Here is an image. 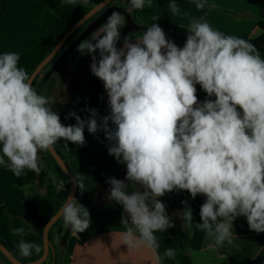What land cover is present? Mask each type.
Returning <instances> with one entry per match:
<instances>
[{"label": "clouds", "instance_id": "obj_1", "mask_svg": "<svg viewBox=\"0 0 264 264\" xmlns=\"http://www.w3.org/2000/svg\"><path fill=\"white\" fill-rule=\"evenodd\" d=\"M62 3L82 6L89 0ZM129 4V11L142 10L146 0ZM195 6L215 7L208 0H195ZM169 9L180 12L174 0ZM124 26L125 17L114 11L98 39H84L77 46L81 55L92 56L91 73L107 92L110 113L99 121L97 110L89 108L86 120L69 112L65 119L73 117L76 124L66 126L53 110L55 99L38 93L32 77L18 66L20 55H0V165L16 177L25 170L39 176L40 152L61 140L65 147L69 142L83 146L85 128L91 134L103 131L108 154L126 164L125 180L110 177L107 182L108 199L127 214L121 216L126 229L121 240L129 250L146 246L156 253L160 248L155 233L174 224L158 198L173 191L206 197L195 227L206 234L210 251L234 244L233 221L238 217H246L250 230L264 232V59L255 45L213 29L201 17L186 27L182 48L157 23L135 42L125 37L118 48ZM197 84L215 99L200 102ZM71 183L81 193L86 190L84 175L73 176ZM64 190L61 180L57 191ZM59 215L77 239L90 227L88 208L74 196L67 197ZM179 215L190 237L191 207ZM10 231L18 237L27 234L24 227ZM16 246L24 258L42 252L40 244L23 239ZM165 258L175 260L176 250L166 248L163 256L156 255L159 264Z\"/></svg>", "mask_w": 264, "mask_h": 264}, {"label": "crops", "instance_id": "obj_2", "mask_svg": "<svg viewBox=\"0 0 264 264\" xmlns=\"http://www.w3.org/2000/svg\"><path fill=\"white\" fill-rule=\"evenodd\" d=\"M172 2L173 0H151L149 4L146 0L145 8L136 10L134 15L141 26L148 27L157 23L166 37L180 48L184 46L185 39L173 33V27L187 29L193 18L203 17L213 29L247 41L262 33L257 22L264 20V0H208V4H214L215 7H205L203 10L196 8L195 0H174L180 8L177 14L171 13L169 9ZM49 11L36 0H0V34L5 33L0 42V55L6 52L19 54L22 49L29 47L39 25L35 22V14L44 12L45 22L49 21L45 25H51L56 16ZM155 16L159 18L154 21ZM144 31L136 32L129 39L135 42ZM122 46L123 41L117 47ZM259 53L264 59V55ZM102 89L103 103L101 114L97 116L98 121L110 113L103 82ZM84 135L83 146L69 142L68 147H65V141L64 156L74 176L84 175L86 190L81 193L78 188L75 198L88 208L91 224L85 232L78 234L80 243L74 246L69 257L67 255L66 264H159L156 255H160V249L156 253L146 246L129 250L122 244L121 233L126 229L121 224L122 215L113 209L115 201L108 199L111 186L107 181L110 177L125 180L126 164L118 163L115 157L108 154L109 141L103 131L91 134L85 128ZM39 164L45 171V177H36L33 184L27 183L25 174L16 177L10 169L0 165V201L10 218L26 223L33 233L44 230L45 224L54 215L55 202L45 196L48 180L53 181L56 190L61 180L64 181L65 188L67 185L66 180L51 164L41 159ZM33 192L37 194L33 195ZM182 194L187 204H183L178 213L186 206L193 211V228L189 240L193 264H264V232L250 230L246 217L243 216L233 221V245L225 244L216 251L208 250L206 234L195 227L196 223L201 222L199 210L206 197L197 195L192 198L186 190ZM174 221L178 227L183 228L180 216L174 218ZM63 229L67 232L65 226ZM60 233L62 231L57 232V236Z\"/></svg>", "mask_w": 264, "mask_h": 264}, {"label": "trees", "instance_id": "obj_3", "mask_svg": "<svg viewBox=\"0 0 264 264\" xmlns=\"http://www.w3.org/2000/svg\"><path fill=\"white\" fill-rule=\"evenodd\" d=\"M36 1H39L43 5V7L52 11L56 16V18L54 19V22L51 25L39 24L35 36L33 37L30 43V46L22 49L19 52L20 60L18 62V66L24 68L29 73L30 76L36 70L40 62L47 57V55L55 47V45L62 38V36L69 30V28L72 27L76 22H78L83 16H85L88 13V11L91 8H93L96 4H98L101 0H89L92 3L91 7H87V5H82V6L66 5L62 3V0H36ZM134 12L135 10L133 11L132 17H134L133 19L139 24V22L135 19ZM93 18L94 16L88 19L84 24H82L75 32H73L69 36L68 40L64 43V45L59 49L57 54L54 56V59L59 58V56L65 51L67 46L78 37V35L84 30V28ZM34 19L35 21L40 22L41 15L35 14ZM257 24L258 27L262 30V33L258 37L251 39L250 42L253 43L256 49L264 55V20H259ZM142 30L146 31L147 27L141 26L140 31ZM173 31L177 33L176 35L180 36L182 39H185L186 42L187 35L189 34L187 29H181L175 26L173 27ZM132 35L133 34H127L125 37L131 38ZM4 37H5V33H1L0 42H2ZM124 39L125 38H122L121 42L124 41ZM67 64H68V58L66 57L59 65V73L61 75L64 73ZM39 76L40 75L38 74L32 83L34 88L39 86L37 82ZM50 79L49 81L51 83L52 79L51 80ZM46 81L47 79H45V74H43L42 83H45ZM50 85L51 84H49V87L51 88L52 86ZM196 88H197L196 94L200 102H203L206 99H213V100L215 99V97L209 98L207 94L201 89L200 85L197 84ZM70 89L72 93V98L64 103H59L57 105V113L59 114L61 122L63 124H65L66 126L76 124V120L73 117H68L67 119H65V117L68 116L69 112H75L76 110L78 112L77 115H79L81 119L90 116V113L86 111V109L89 108L96 109L98 115L101 114V108L103 103L102 81L96 76H94L91 73V70L89 71V75L87 79L75 77L71 82ZM64 143L65 141L63 140L58 141L53 146V148L66 162L64 156ZM45 152L51 161V165L59 174L62 175V177L67 182L65 190L62 192H57L55 185L51 179H49L47 182L45 196L50 197L54 200L55 202L54 214H56L59 211L61 205L65 202V200L68 197L69 191L71 189V180L68 176L65 175L62 169L57 165L56 161L53 159L49 150ZM25 171H26L25 174L26 181L29 184H33L36 177L39 178L45 177V171L43 169L39 176H37L34 172H30L27 170ZM182 191L183 190L173 191L171 193L165 194L172 196L171 202L164 205L166 207V212L168 216H170V214L172 213L171 220L172 223L174 224V227H171L164 232H157L155 233V235L158 237L160 242V248H159L160 256H163V252L166 248H174L176 250V258L175 260L165 258L163 264H193L192 258L189 253L190 237L187 234L189 230L178 227V225L174 221L175 216L173 215V213H176V211L182 209L183 206L182 201H184ZM36 194L37 192H33V195ZM76 195L77 193L75 194V196ZM113 209L120 215H123L122 205L115 202L113 204ZM59 220L49 230L50 242L54 249L56 247L54 244L55 229L59 225L58 224ZM15 227H24L27 231V234L23 237L12 235L10 229ZM66 234H67L66 250L69 257L72 253L74 246L76 244H79L80 240L77 239L76 237L71 236V231L69 232L67 231ZM21 239L27 242H35L40 244L42 246V252L39 255L33 252L32 256L30 257L27 258L22 257L19 254L18 248L16 246L18 241ZM0 241L4 244V246L7 248V250L11 253V255L14 258H16L17 260L23 263L37 260L42 256L44 252L43 230L38 233H33L30 231V228L26 223L22 222L19 219L10 218L7 215L1 201H0ZM0 255L10 264H12L1 252ZM58 261L59 259L55 255L53 264H58ZM43 264H48L47 260Z\"/></svg>", "mask_w": 264, "mask_h": 264}, {"label": "water", "instance_id": "obj_4", "mask_svg": "<svg viewBox=\"0 0 264 264\" xmlns=\"http://www.w3.org/2000/svg\"><path fill=\"white\" fill-rule=\"evenodd\" d=\"M114 0H101L98 4H96L93 8H91L88 13L83 16L78 22H76L72 27L69 28V30L62 36V38L58 41V43L55 45V47L51 50V52L47 55L46 58H44L40 64L37 66L36 70L32 73V83L35 79V77L40 74L44 67L51 62V60L54 58V56L57 54L59 49L64 45V43L67 41L69 36L75 32L82 24H84L88 19H90L92 16H94L97 12H99L102 8L109 5ZM120 12L125 17V32L128 33H135L141 29V25L138 24L132 17V15L126 11L123 8H119L116 5L109 6L98 18L94 19L93 21L89 22L87 26L84 28V30L78 35V37L69 44V46L65 49V51L60 55V57L56 60L54 63V66L50 68V70L45 74V79H48L51 74L59 68L60 63L68 57L73 51L77 48L79 43L86 39L90 34H92L94 31L99 29L107 20V18L112 14V12ZM50 154L52 155L53 159L56 161L57 165L62 169V171L65 173L66 176L72 179L74 174L69 169L67 163L65 160L62 159V157L55 151V149L52 147L49 149ZM139 187V186H137ZM78 187H74V185L71 183V189L69 191V195L74 196L77 193ZM141 191L143 189H140ZM164 204H168L171 202L172 196L171 195H164L163 197H159ZM66 201V200H65ZM123 215L127 216L126 213L123 212ZM61 218L59 215V211L54 214L49 221L45 224L44 230H43V246H44V252L40 258L37 260L23 263L14 258L11 253L7 250V248L4 246V244L0 241V252L12 263V264H43L49 257V252L53 248L50 238H49V230L51 227ZM67 231H71L70 228L67 229Z\"/></svg>", "mask_w": 264, "mask_h": 264}, {"label": "rangeland", "instance_id": "obj_5", "mask_svg": "<svg viewBox=\"0 0 264 264\" xmlns=\"http://www.w3.org/2000/svg\"><path fill=\"white\" fill-rule=\"evenodd\" d=\"M111 3L116 5V6L123 7L131 15L133 14V11L135 10V9H133V10L129 11V8H130L129 0H114ZM91 5H92V3H91V1H89V3L87 4V7H91ZM49 12H50V14H54L52 11H49ZM43 13H39L41 15V21L40 22L35 21L40 25H45L49 22L48 20H46L47 22H45ZM135 19L138 21L136 15H135ZM101 28H102V26L99 29H97L96 31H94L92 34H90L86 39H93L94 37L98 39L103 34L101 31ZM124 28H125V26L120 29V40L117 42V46L120 44L121 39L125 38V36L127 34H135L136 33V32L135 33L125 32ZM173 33L177 34L176 32H173ZM95 55L97 56V59H99V52L98 51H97V53H95ZM67 58H68V64H67V67H66L64 73L61 75L59 73V68H58L57 70H55L51 74V76L47 79V81L45 83H42L43 74H46L50 70V68H52L54 66V63L56 62V59L53 58L51 60V62H49L44 67L43 71L39 74L40 76L37 80L39 86L35 88L38 91V93L52 97L55 99L56 103H55V105H53L54 111H56V107H57L58 103H64L68 99L71 98L72 94H71L70 85H71L72 80L75 77L87 79V77L89 75V71H90V64L92 63V56L91 55H81L77 51V48ZM50 78L52 79L51 83L49 81ZM49 84H51L50 85V86H52L51 88L49 87ZM75 113L78 114L77 110L75 111ZM38 157H39V159H41V161H43V162L45 161V162H48L49 164H51V161H50V159H49V157L45 151L40 152L38 154ZM173 215L176 216L175 219L179 218V216H180L178 211H176V213H173ZM169 217H170V219L172 218V213L170 214ZM58 224L59 225L55 229V236H54V244L56 247H55V249L52 248L49 252V259L47 262L48 264L54 263L55 255L59 259V264H66V262H67V258H68L67 257L68 253L66 250L67 234H66V230L63 229L64 223H63L62 217L60 218ZM59 231H62V233H60V235L57 236V232H59ZM64 245H65V247H63ZM61 249H63V250H61ZM0 264H10V263L0 255Z\"/></svg>", "mask_w": 264, "mask_h": 264}, {"label": "flooded vegetation", "instance_id": "obj_6", "mask_svg": "<svg viewBox=\"0 0 264 264\" xmlns=\"http://www.w3.org/2000/svg\"><path fill=\"white\" fill-rule=\"evenodd\" d=\"M111 5H114V4H112V3H110L109 5H107L106 7H104V8H102L100 11H99V13H96L95 15H94V18L91 20V21H93L94 19H96V18H98L109 6H111ZM119 7V6H118ZM119 8H123V7H119ZM124 9V8H123ZM132 16H133V14H132ZM90 21V22H91ZM60 57V56H59ZM57 60V59H56Z\"/></svg>", "mask_w": 264, "mask_h": 264}]
</instances>
